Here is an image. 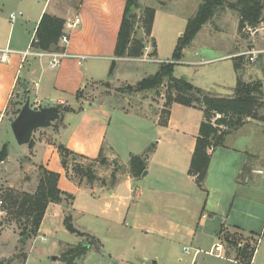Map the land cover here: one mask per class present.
Wrapping results in <instances>:
<instances>
[{
	"label": "rangeland",
	"instance_id": "374dc122",
	"mask_svg": "<svg viewBox=\"0 0 264 264\" xmlns=\"http://www.w3.org/2000/svg\"><path fill=\"white\" fill-rule=\"evenodd\" d=\"M45 1L0 0V50H4L7 47H16L17 40L21 41L23 37L31 35L35 22L34 16ZM224 1L235 2L236 0ZM202 2L203 0H138L139 8L133 11L136 19L131 39L141 40L145 44L142 54L135 58L126 57L134 60L120 64L117 66V71H115V64L111 82L88 84L87 89L78 91L77 96L91 97L94 91L98 89L97 85L101 86L102 89L106 87L113 89L119 94L125 93L129 95L135 93L129 91L126 86L128 84L135 85L143 77L155 73L160 63L171 60L177 40L184 32L187 20L197 13ZM47 3H49V0ZM53 4L60 8L59 10L62 14L68 5L73 8H76V5L79 10L77 16L80 19L84 18V15L86 16L89 10L87 0H53ZM147 7H151L154 10V19L149 35L145 32V26H143L145 8ZM90 10L92 11L91 16L95 26L89 32L90 35H95L96 39L95 41L90 40L92 42L85 46L91 49L87 55L95 56V58H89L82 67L79 66L77 69L83 70L87 68V73L96 72L97 79L95 80L106 81L112 61L107 60L104 56L111 52L113 46L115 48L119 27L112 38L110 30L107 31L104 28L110 18L107 9L95 6L90 7ZM90 10L89 12H91ZM12 12L15 14L22 12V15L17 16L16 20L10 23L9 14ZM30 12L32 14H29ZM123 14L124 11L119 15L120 19H122ZM262 14L264 16V12ZM28 16L32 19L27 20ZM70 16L68 15V18ZM67 20L65 19L63 30ZM238 25L239 17L236 11L227 6L218 9L212 19L201 27L190 45L184 48L180 59L181 63L174 65L172 75L177 78L187 79L194 86L209 92L213 96L226 97L231 95L237 74L233 67V58L230 55L244 50L246 44H248L247 38L246 36L245 38L243 37L241 29L238 31ZM78 28L82 31L81 23ZM76 31L74 37L72 35V40L74 44L79 45L80 38L77 37L82 33L81 31L76 33ZM57 47L58 49L51 51H62L58 44ZM146 47H148V51L145 50ZM243 61V68L239 72L241 78L246 81H260L264 89V71L262 70L264 59H258L254 63H249L247 60ZM9 69L10 65H1L0 73L7 72ZM23 74L24 70L21 71L20 77ZM102 93L105 92L102 90ZM168 93L173 96L176 95L174 90L168 89L167 83L162 84L157 90H149L148 95L141 97V99L147 98L150 101V111L148 108L146 110L145 107H140L141 111L136 109L137 111L133 114L144 112V114H150L149 118H154L156 111L159 110L163 118L165 109L168 108L165 106ZM97 96L103 98L100 94H97ZM67 98L70 104H75L72 97ZM18 99L22 100V103L25 100V93L20 83H18L16 92L14 91L10 99L8 111L16 109ZM260 101L263 104L260 110L263 121L248 119L242 126L231 130L224 136L222 145L216 147L211 153V166L202 188L197 187L185 172V165L188 164L185 155L187 138L170 133L159 135L161 140L157 147L155 162H149L147 164L149 173L140 177L141 185H146V192L143 193L144 197L142 195L139 200L137 213L132 215L130 212L125 222V224H128L126 226L121 223L114 225L113 220L105 221L96 217H86V219H89V224L98 230L99 235L95 237L87 233V236H77L75 234L79 237V242L74 245L75 248L77 247V251L82 250L81 243H84L83 245H88L90 242L94 243L85 256L76 261L75 264H121V262L123 264H188L193 253V249L190 246L195 235V232L186 229L184 226V224L189 225L186 221L188 215H196L194 222H198L199 216L203 213L206 214V219L211 220L208 215L213 214L218 199L227 205L225 210L231 214H237L236 211L244 207L243 201L245 199L242 200L240 197L264 201V177L257 176L252 172L255 166L259 164L257 160L264 156V91ZM161 102V107L157 108ZM46 104L48 102L43 101V105ZM58 108L61 109V107ZM182 112H174V117L179 118L181 116V120L185 118L190 125L198 124L199 126L203 119L202 112L197 111V109L184 108ZM71 117L66 115V120L68 119V122H70L69 119ZM56 126L52 124V127L55 128ZM114 130L137 137L134 143V150L152 151L156 147L157 135L153 124H150L147 120L140 122L136 118L134 119L133 116L131 118L123 117L119 113L113 114L108 133ZM45 131L42 128L36 132L41 135L46 133ZM147 136H152L154 140L148 141ZM163 136H165L164 139ZM3 145L7 147V154L8 151L14 154L25 147L17 144L6 120L0 126V150ZM120 151L123 152L125 150ZM4 160L0 161V170L6 165ZM68 161L69 168L72 169V163L70 160ZM76 163L83 167L91 164L86 159H79ZM105 169H107L108 175L110 172L114 174L118 170V163L114 161L112 165V162L110 163L106 159L103 164H95L92 167L93 175L96 178L93 182L101 177L109 179L108 176H104ZM144 171H147V169L145 168ZM7 172L5 171L4 173L7 174ZM247 178H249L248 182H246ZM2 179L3 176L0 171V264H23V254L26 255L24 264H66L57 239H42L26 235L24 242L20 240L23 236L21 234L23 221L17 223L16 220L12 219L6 209L2 208L3 203L1 200H3V196L9 189L21 192L26 191L10 188L5 185L6 183H3ZM83 180L85 181V178ZM162 190L167 193H163ZM176 190L192 192L193 195L188 196L187 194L188 197H180V194H177L178 198H176L174 196L176 193L174 191ZM170 194L172 197L169 196ZM65 200L68 202V199ZM215 217H217L216 220L214 218V220L208 222L207 228L197 230L196 237H194V245L208 250L212 244L220 241L215 236V233L211 232L212 230L217 232L220 225L218 214H215ZM84 220L85 217H80L75 224L78 226ZM263 221H259L261 228H264ZM111 223L113 224L112 226H110ZM105 226H108L109 229L106 230ZM88 235L98 238L101 243L99 250L93 249L98 244L95 240H90ZM58 238L65 240L61 235H58ZM74 238V236L70 235L67 239L75 242ZM258 238L260 240L257 244ZM253 239L251 241L244 239L240 245L243 247L249 245L248 250L250 251L257 244L254 264H259L262 261L264 262V230L260 236L257 235ZM220 242L228 248L229 257L235 258L237 255L235 246H230L231 242L229 240L225 243L223 238ZM196 264L234 263L227 259L200 253Z\"/></svg>",
	"mask_w": 264,
	"mask_h": 264
},
{
	"label": "crops",
	"instance_id": "0c3cea01",
	"mask_svg": "<svg viewBox=\"0 0 264 264\" xmlns=\"http://www.w3.org/2000/svg\"><path fill=\"white\" fill-rule=\"evenodd\" d=\"M87 1L89 3V10L90 7L95 6H100L105 10L107 9L110 14V18L107 20L104 28L107 31L110 30L113 38V35L115 36L116 31L118 30L121 20L119 15H121V13L124 11L126 1ZM47 2L48 0L45 1L38 13L34 16L35 22L31 35L29 37H23V40L21 41L17 40L16 47H7L6 49L11 50L12 53L7 56L8 60L6 63L0 62V66L10 65L9 71L0 73V111H4L3 118L0 121V126L4 120H6L10 126L11 120L16 116L14 114L15 109L8 111V106L14 91L16 92L18 83L21 84V88L25 93V98L27 95L30 96L31 105L33 107H61L62 114L60 119L53 123V125H57L55 128L52 127V125L44 128L46 133L41 135H38L39 133L36 132L37 130L34 131L31 145H24L25 147L23 149L14 154H11L10 151H8L7 157L4 160L6 165L4 168L2 167L3 169L0 171L3 176L2 181L4 184L6 183V186L29 193H33L36 189L38 183V167L42 166L47 170L59 173V179L57 183L59 189L67 194L72 195L73 199L68 202L63 200L60 203H48L35 238L40 237L42 239H57L59 242V247L61 248V252H64L63 250L73 247L79 242V237L66 230L63 224L65 215L69 214L72 217V224L77 230L96 237L99 235L97 232L98 230L89 224V219H86V217H96L105 221L113 220L114 225H119V223H121L126 226L128 225L125 224L128 215L130 212L132 215L137 213L139 200L142 198V195L144 197L143 193L146 192V185L142 186L140 182V177L143 176L142 173L139 176L134 177L129 171V160L131 156L142 155L146 151L134 150V143L137 137L127 135L126 133L124 134L122 132H117L116 130L108 133V128L113 114L119 113L123 117L131 118L133 116L134 119L136 118L140 122L147 120L150 122V124H153L157 135V141H155L156 147L153 148L154 150L148 154L146 159V174L149 173L147 164L152 161L155 162L154 159L157 153V147L159 146V141L161 140L159 135L162 136L165 133L178 134L184 138H187L188 142L185 147V155L188 161V164L185 165V172L187 173L199 126L198 124L194 126L193 124L190 125V123L185 118L181 120V116L179 118L174 117V112L178 111L183 113L182 111L184 108H190V110L197 109L178 103H173L171 105L169 109V116L165 125H160L159 123V110L156 111L154 118H149L150 114H144V112H137V114H133L135 111H137L136 109L140 110V107H145L146 110L148 108L150 111V101L147 98L141 99V97L148 95L149 90L135 92L128 95L125 93L119 94L113 89H109L107 87L102 89L101 86L97 85L98 89L94 91L91 97L77 96L78 91L80 92L86 90L88 84H102L108 81L111 82V79H113L114 75V73H112L111 75L107 76L108 79L106 81L95 80L97 79L96 72L87 73V68H84L83 70L77 69L79 66L82 67L84 62L89 58H95V56L87 55L91 49L85 46L89 42L95 41L96 39L95 35H90L89 32V30L95 26L91 16V10V12L88 10L86 16L84 15V18L80 19L82 31L79 28H77L78 30H73L70 33L69 41L65 47V51L67 53L84 55L86 57V59L82 61L81 65H78L75 59L64 58L57 68H50L48 65L49 60L45 56L37 57L27 55L23 57L22 53L24 51L28 50L29 47L33 48L31 46V42L34 38L38 22L44 12L68 20L78 15L79 10L77 9L76 5V8L68 5L65 7V12L62 14V12L59 10L60 8L53 4V0H49V3ZM29 14H32V12ZM68 15H71L70 18H68ZM29 19L32 18L28 16L27 20ZM75 31L76 33L79 31L82 33L79 37H77L80 38L79 45L74 44L72 40V35L74 37ZM113 48L114 46L112 47L111 52L104 57H106L107 60L115 61V71H117V66L120 64L122 65V63L131 62L134 60L133 58L114 57L112 54ZM145 50L148 51V47H146ZM233 54L235 53H232L230 56L232 57ZM180 61L176 62V64L181 63ZM20 70H24L22 77H20ZM128 85L134 86V84ZM24 86L26 89H23ZM102 90L105 93H102ZM97 94L102 95L103 98H99ZM67 97H72L75 101V104H70ZM18 101L22 102L20 99H18ZM43 101L48 102V104L43 105ZM161 104L162 102L157 108H160ZM64 107H69L71 110L65 111ZM15 108H20V106L16 105ZM197 111L201 110L197 109ZM66 115L72 116L69 119L70 122H68V119L66 120ZM141 134H143V132H141ZM164 138L165 136H163V139ZM151 139L154 140L152 136H147L148 141ZM58 144H63L70 151L84 155L89 159L97 158L101 152L106 157L108 162H112V165L114 161L118 163V170L115 171L112 177V173L110 172L111 174L109 173L108 175L107 169H105L104 176H108L109 179L107 177H101L91 184L84 180H82V182H77L76 180H73L62 167L61 159L57 150ZM120 150L125 151L121 152ZM261 158L257 160V163L260 164L264 156L262 160ZM158 161H160V159H158ZM259 164H257V166ZM210 166L211 157L207 172L209 171ZM11 168L12 170H10ZM5 171H8L9 173L7 172V174H5ZM69 173H71V169H69ZM187 176L197 186L194 177L188 175V173ZM246 180V182H248L249 178ZM204 190L206 191V189ZM147 191L149 190L147 189ZM162 192L167 193L165 190H162ZM174 193L176 198H178L177 194H180V197H188L193 195L192 192H184L183 190H176ZM169 196L172 197L171 194ZM240 198L242 200L245 199L243 201L244 207L242 209H238L236 211L237 214L226 212L225 209L227 208V205L222 200L218 199L216 201V207L213 211V214L208 215L211 220L206 219V214L203 213L199 216L198 222H194L196 220V215L190 214L186 220L189 225L184 224V226L186 229H190V231L195 232L194 237H196L197 230H203L205 227L207 228L208 222L214 220V218L216 220L217 217H215V214H218L220 218L218 231L215 232L212 230L211 232H214L215 236H217L220 241L225 231L232 233L238 230L244 236H260L264 230V228H261L259 225V221L264 220V201L259 199L254 200L248 197ZM80 217H85V220L80 222V224L77 226L75 223ZM101 224H103V222H101ZM112 225L113 224L111 223L110 226ZM105 228H107L106 230L109 229L108 226H105ZM58 235L63 236L65 240L58 238ZM70 235L75 237V242L67 239ZM194 237L190 246V248L193 249V253L188 264H196L198 255L200 253L206 254L205 252L213 249L214 245L216 244L215 242L208 250H206L203 247L194 245ZM259 240L260 239L258 238L257 244L259 243ZM224 249L225 255L227 254V258L231 260H237L236 257H229L230 252L228 248L225 247V245ZM121 264L123 263L121 262ZM259 264H264V262L262 261Z\"/></svg>",
	"mask_w": 264,
	"mask_h": 264
},
{
	"label": "trees",
	"instance_id": "16d2710c",
	"mask_svg": "<svg viewBox=\"0 0 264 264\" xmlns=\"http://www.w3.org/2000/svg\"><path fill=\"white\" fill-rule=\"evenodd\" d=\"M224 6L236 11L239 17L238 31L244 23L255 25L263 17L264 0H236L235 2L203 0L197 13L187 20L184 32L177 40L171 60L160 63L155 73L143 77L134 86H126L131 92H141L151 89L157 90L162 84L167 83L168 89L176 92L175 96L171 93H168L166 96L165 106L168 108L165 109V116L163 118L160 115V125L166 124L169 108L173 103L194 107L202 111L203 119L198 127V134L187 171L188 175L194 177L199 188H202L206 177L210 154L216 147L222 145L224 136L231 130L242 126L248 119L263 121V117L260 114V110L263 107L260 101L264 91L263 84L260 81H246L241 78L239 72L243 68L244 59L242 57H232L237 78L231 95L226 97L213 96L209 92H205L199 87L194 86L187 79L175 78L172 75L174 65L182 58L183 49L190 45L201 27L212 19L215 12ZM138 8V0H126L114 48V57L116 58L138 57L145 48V44L141 40L131 39L136 19L133 11ZM153 19L154 10L151 7L145 8L143 26H145V32L148 35L151 33ZM64 22L65 19L44 12L38 22L31 46L36 50L44 51L58 49L57 44L63 31ZM114 66L115 61H112L109 75L113 73ZM262 70L264 71V67H262ZM22 104V102L17 101V106H21ZM64 110L69 111L71 109L64 107ZM18 111L19 108H16L14 114L16 115ZM31 144L32 139L28 145ZM6 148V145H3L0 150V161H3L7 156ZM57 150L62 167L77 182H82L85 178V181L91 184L96 179L93 175L92 167L95 164H103L106 161V157L101 152L97 158L89 159L84 155L70 151L63 144H58ZM150 152L151 150L146 151L142 155L131 156L129 171L134 177L139 176L145 170L146 159ZM79 159L89 160L91 164L87 167L78 165L76 162ZM68 160L71 161L73 166L71 173H69ZM111 176L113 177V172ZM58 179L59 173L40 166L38 167V183L33 193L15 191L13 189L6 191L3 200H1L3 203L2 208L6 209L8 215L12 216V219L16 220L17 223L23 221L21 234L34 237L37 235L48 203H60L65 199H68V201L73 199L72 195L59 189L57 185ZM63 224L68 232L74 233L77 236H87L86 233L77 230L73 226L72 217L69 214L65 215ZM243 236L238 230L232 233L225 231L222 238L225 243L229 240L231 242L230 246H235L236 259L242 264H246L252 257L255 248L249 251V245L243 247L240 243L244 239H247V241L254 240L253 238L257 236ZM89 238L90 240H95L98 244L93 249L99 250L101 248L100 241L93 236H89ZM232 243L235 244L232 245ZM92 244L94 243L90 242L88 245L81 243L82 250L80 251H77V247L75 248V246L68 248L62 253L63 260L66 264H75L76 261L83 258L86 252L92 248ZM22 258L24 264L26 255L23 254Z\"/></svg>",
	"mask_w": 264,
	"mask_h": 264
},
{
	"label": "built area",
	"instance_id": "2783aa9c",
	"mask_svg": "<svg viewBox=\"0 0 264 264\" xmlns=\"http://www.w3.org/2000/svg\"><path fill=\"white\" fill-rule=\"evenodd\" d=\"M21 15L22 12H18L17 14L13 12L10 13L9 22L13 23L16 20L17 16H21ZM79 24H80V18L77 15L72 19L66 21L64 30L62 31V34L58 40V46L62 49V51H39L29 47L28 50L22 53V56L23 57L27 55L37 56V57L45 56L49 60L48 65L50 68H57L60 65L61 60L63 58L75 59L77 61V64L81 65L82 61L86 59L84 55L70 54L65 51V47L69 41L70 33L73 30L77 29ZM241 32L244 38L246 36L248 44H246V48L244 50L233 54L232 57H242L244 60H247L249 63H254L258 59H264V16L261 17L255 25L244 23L241 28ZM0 52H1L0 62L6 63L8 60L7 56L11 54L12 51L8 49H4V50H0ZM3 113L4 111H0V121L3 118ZM253 172L257 176L264 177V159L257 167L253 169ZM224 250L225 249L223 243L218 241L214 245L213 249L206 251L205 253L210 256H214L216 258L227 259L229 261H232L234 264H242L238 260L235 259L231 260L227 258ZM253 258H254V253L246 264H253Z\"/></svg>",
	"mask_w": 264,
	"mask_h": 264
},
{
	"label": "water",
	"instance_id": "95a60500",
	"mask_svg": "<svg viewBox=\"0 0 264 264\" xmlns=\"http://www.w3.org/2000/svg\"><path fill=\"white\" fill-rule=\"evenodd\" d=\"M23 89L26 87L24 86ZM61 114V109L56 106L33 107L30 96L27 95L18 113L10 122V129L17 144L27 145L31 141L34 131L51 126L60 119ZM145 174L146 171H143L142 175ZM25 237L26 234L20 240L24 242Z\"/></svg>",
	"mask_w": 264,
	"mask_h": 264
}]
</instances>
